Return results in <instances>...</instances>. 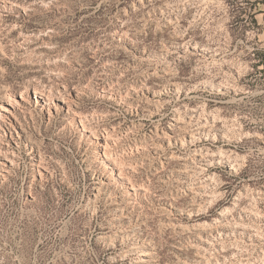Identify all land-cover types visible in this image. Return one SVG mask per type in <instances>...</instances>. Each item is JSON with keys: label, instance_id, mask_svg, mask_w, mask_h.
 I'll return each instance as SVG.
<instances>
[{"label": "rangeland", "instance_id": "1", "mask_svg": "<svg viewBox=\"0 0 264 264\" xmlns=\"http://www.w3.org/2000/svg\"><path fill=\"white\" fill-rule=\"evenodd\" d=\"M0 264H264V0H0Z\"/></svg>", "mask_w": 264, "mask_h": 264}]
</instances>
